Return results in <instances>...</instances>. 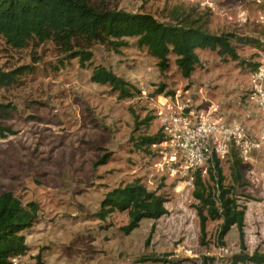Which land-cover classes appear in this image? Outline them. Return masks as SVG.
<instances>
[{
  "label": "rangeland",
  "instance_id": "1",
  "mask_svg": "<svg viewBox=\"0 0 264 264\" xmlns=\"http://www.w3.org/2000/svg\"><path fill=\"white\" fill-rule=\"evenodd\" d=\"M91 3L150 13L161 21L181 6L202 15L214 34L235 32L264 42V0ZM93 53V60L83 66L52 42L16 50L0 38V69H34L18 85L0 90V104L16 109L10 119L3 120L16 133L0 137V194L12 192L23 204L39 206L33 227L25 233L28 252L13 264H36L39 256L45 264H202L204 258L213 259L210 264H232L244 253L264 254V141L249 162L231 148L220 164L225 185L247 208L245 252L236 228L218 240V221L207 223L204 245L196 210L199 203L192 195L189 175L164 164L153 147L146 152L135 146L141 132L152 136L161 131L156 115L162 106L161 95L155 93L162 85L166 86L165 97L172 92L182 102L191 100L194 108L217 105L229 124L247 128L260 142L263 114L246 102L254 69L246 63L224 61L211 51H199L201 63L186 79L174 56L170 68L162 73L157 60L146 49H139L135 40L119 52L97 45ZM239 53L242 61L251 64L260 62L264 54L250 46ZM100 65L130 82L139 91L136 97L120 100L110 87L93 83V70ZM134 113L140 119L152 116L150 127L137 132ZM235 156L241 160L239 184L231 175ZM104 157L107 163L97 166ZM136 179L166 197L168 215L142 221L130 235L121 230L129 223L127 213H115L106 222L92 217L109 191ZM164 253L173 256H162L165 261H138Z\"/></svg>",
  "mask_w": 264,
  "mask_h": 264
},
{
  "label": "trees",
  "instance_id": "2",
  "mask_svg": "<svg viewBox=\"0 0 264 264\" xmlns=\"http://www.w3.org/2000/svg\"><path fill=\"white\" fill-rule=\"evenodd\" d=\"M0 38L16 50L52 42L63 49L69 59H78L83 66L93 60V49L97 45L119 52L129 46V40H135L139 49H146L157 60L162 73L170 68V58L174 56L176 67L186 79L192 77L201 63L199 51L217 53L224 61L246 63L254 71L261 63L242 61L239 51L250 46L264 52L262 40L235 32L214 34L209 31L208 21L202 15L191 13L181 6L170 10L165 20L161 21L150 13L104 8L93 5L91 0H0ZM33 70L31 66H21L10 71L0 69V90L18 85L20 78ZM91 81L110 87L120 100L132 99L139 93L130 82L101 65L94 68ZM165 89V85L160 86L155 96L166 94ZM172 94L169 92L168 95ZM15 111L9 104H0V137L15 135L11 127L3 125V120L10 119ZM133 117L137 132L149 128L153 120L148 115L140 119L135 113ZM164 140L161 131L152 136L141 132L135 146L150 152L154 145ZM106 163L107 157H104L97 166ZM240 164L241 160L235 156L231 170L235 184L242 182ZM216 172V177L210 172L212 185L206 183L199 171L195 173L193 182L192 195L199 203L196 210L200 219L202 243L206 245L207 223L218 221V240L222 241L236 228L240 247L245 252L247 208L239 203L231 188L225 185L226 178L219 162L216 164ZM166 203L164 195L149 190L140 179H136L109 191L92 217L106 222L115 213H127L129 223L121 230L130 235L140 227L142 221H158L168 215ZM38 212L39 206L34 202L25 205L12 192L0 194V264H13L15 258L28 252L25 233L33 227ZM160 260L166 259L148 256L138 261L146 263ZM211 261L213 259L204 258L202 264H210ZM238 263L264 264V254L255 252L250 256L244 253L232 262ZM36 264L45 263L39 256Z\"/></svg>",
  "mask_w": 264,
  "mask_h": 264
},
{
  "label": "built area",
  "instance_id": "3",
  "mask_svg": "<svg viewBox=\"0 0 264 264\" xmlns=\"http://www.w3.org/2000/svg\"><path fill=\"white\" fill-rule=\"evenodd\" d=\"M260 63L261 66L252 73L253 86L246 95V102L263 114L264 131V57ZM159 101L162 106L156 110V115L165 140L153 148L164 164L184 170L190 184L198 171L204 180H210L211 171L216 177L217 162L221 164L228 158L231 148H236L241 159L249 162L252 152L264 141V132L259 142L247 128L229 124L215 104L194 108L191 100L182 102L179 95L165 97L164 94Z\"/></svg>",
  "mask_w": 264,
  "mask_h": 264
},
{
  "label": "water",
  "instance_id": "4",
  "mask_svg": "<svg viewBox=\"0 0 264 264\" xmlns=\"http://www.w3.org/2000/svg\"><path fill=\"white\" fill-rule=\"evenodd\" d=\"M160 256H164V257H170V256H173V253H164V254H160Z\"/></svg>",
  "mask_w": 264,
  "mask_h": 264
}]
</instances>
